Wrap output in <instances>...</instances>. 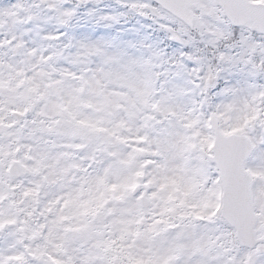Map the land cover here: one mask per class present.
Returning a JSON list of instances; mask_svg holds the SVG:
<instances>
[{
	"label": "snow or ice",
	"instance_id": "obj_1",
	"mask_svg": "<svg viewBox=\"0 0 264 264\" xmlns=\"http://www.w3.org/2000/svg\"><path fill=\"white\" fill-rule=\"evenodd\" d=\"M41 2L49 12L76 14L57 0ZM155 5H141L154 13L145 19L177 43L188 28L206 29L217 41L239 32L247 51L239 57L220 53L218 59L231 68L243 64L247 71L229 69L242 78L224 79L220 87L224 69L209 68L201 98L186 99L191 93L184 84L169 87L162 79L169 72L157 71L163 68L154 63L157 53L109 51L115 46L105 38L80 40L71 52L75 37L60 45L67 32L39 29L40 17L23 3L12 8L25 11L24 19L11 10L0 13L13 17L14 26L33 24L19 35L9 29L0 40V264H264V85L255 82L264 75V58L255 60L258 50L264 55V43L252 38L264 36V7L253 0ZM32 35L39 43L26 39ZM83 65L84 71L75 70ZM57 137L72 141L61 147L87 148L102 160L82 205L100 215L83 225L62 215L37 220L18 207L20 197L34 194L23 177L55 169L47 146L56 148ZM148 168L153 171L141 180ZM42 179L56 183L59 177L53 171ZM82 195L83 189L58 203ZM93 201L95 208L88 209ZM101 223L112 236L105 238Z\"/></svg>",
	"mask_w": 264,
	"mask_h": 264
},
{
	"label": "clouds",
	"instance_id": "obj_2",
	"mask_svg": "<svg viewBox=\"0 0 264 264\" xmlns=\"http://www.w3.org/2000/svg\"><path fill=\"white\" fill-rule=\"evenodd\" d=\"M61 9L75 10L76 14L72 17H65L59 12L53 13L46 10V7L40 11L45 18H49V24L45 27L46 31L67 32V36L59 42L60 45L68 43V37H75L72 41L73 45H77L80 40L96 41V38H88V33L77 31L80 25H87L89 28L99 26L106 27L111 24L112 31L105 34L106 40H111L114 48L109 51H114L115 48H124L133 56L150 57L153 53L158 54V58L154 59V63L163 64V68H157V71L169 72L167 79L170 81L169 87L172 83H181L189 90L191 95L186 99L199 100L200 91L208 84L206 77L208 76L209 68L215 70L223 68L221 72V79L219 86H224V79L235 83L236 79L242 78L230 75L229 69L232 72L244 69L243 64L238 68H231L228 64H221L218 57L220 53H225L233 57H239L240 53L246 52V48L241 45L239 32L234 37H227L216 40V37L208 34L206 29L188 28L187 31L179 33L180 43L170 39V35L161 31L157 24L151 19H145V16H153L152 8H144L141 5L150 4L155 7V0H128V5L136 4V8L120 7L118 0H57ZM95 9V14L85 15L89 10ZM105 11L117 17L116 21H105L101 17L105 16ZM68 21L67 25L59 23V20ZM121 25L135 29V32H130L126 35L116 34L115 29ZM253 40L264 43V36L252 34ZM135 42L138 47L136 49L127 48L125 42ZM213 41H216L213 43ZM143 43L149 45V48L139 47ZM77 47L69 49L71 52L77 51ZM182 53L191 54L192 59L189 60L187 55L182 56ZM264 58L261 51L258 50L255 55L257 63ZM98 62H94L92 68L97 67ZM181 65H184L182 67ZM67 66V65H65ZM86 65L77 67L75 70L84 71ZM179 73L177 76L176 74ZM258 84L264 85V75L260 76L257 81ZM216 89H210L208 95H214ZM215 102V101H214ZM207 110V109H206ZM57 147L51 148L47 146L50 152V163L56 165L55 169H43L42 175H51L53 171L56 172L59 179L56 183L44 182L41 176L23 177L26 184H29L34 193H39L30 197L26 207H31L35 214L34 219L48 218L49 215H57L58 210L63 203H58L59 200H67L69 194H76L81 189L87 194L90 188L93 187L94 178L101 174L103 164L99 154L93 153L90 149H78L74 146L61 147V144H72V141H65L61 137H57ZM76 143H79L77 141ZM58 158V160H57ZM152 168L146 169V176L141 180L147 179V173L152 172ZM34 182V183H33ZM212 185L209 184L208 187ZM119 194V193H117ZM128 196L133 195L128 193ZM49 205L52 206L51 214L47 210ZM209 226V225H206Z\"/></svg>",
	"mask_w": 264,
	"mask_h": 264
},
{
	"label": "rangeland",
	"instance_id": "obj_3",
	"mask_svg": "<svg viewBox=\"0 0 264 264\" xmlns=\"http://www.w3.org/2000/svg\"><path fill=\"white\" fill-rule=\"evenodd\" d=\"M254 1L264 2V0H254ZM18 2L23 3L26 9H29L31 13L36 14L40 17V19L37 20L35 23L38 24L39 29L45 30V27L49 24L50 21H49V18H45L43 16V13L40 11L42 8H44V4L40 3L41 0H0V13H3L4 11H7V10H11V11L16 12L17 16L20 19H24L27 15L25 11L12 8V6L14 4H17ZM118 3L120 7H127L125 5H128V0H118ZM93 10L95 11V9ZM109 14L111 13L108 11H105V15H109ZM0 22H2L4 25L2 28H0V40H4L6 38V34L9 29L16 31L17 35H19V31L21 28H33L32 23H25L23 25L17 24L14 26L13 17H10V16L0 15ZM77 31L88 33L89 34L88 38L100 39V38H105V34L112 31V29L111 27H108V26L106 27L95 26V27L89 28L87 25H80L77 28ZM116 32H119L122 35H126L130 32H135V29L121 25L120 27H117L115 29V33ZM26 39H37V37L35 35H32L30 37H26ZM37 43H39L38 39H37ZM29 46L31 47L34 45H29ZM11 55L12 54L9 53V57H11ZM14 59H19V58L17 57ZM130 139L131 141L134 142V138H130ZM121 191H123V189L118 188L117 192H121ZM38 194H39L38 192L34 193L30 197H33L34 195H38ZM96 195L99 196V193H96ZM30 197H27V198L20 197V202L18 204V207L21 209H25V211L33 213L31 210V207H25V201L29 200ZM12 199L16 200V197L13 196ZM88 199L89 197L87 196V194H85V195H82L78 201L72 202L68 205L63 204L62 207L58 210L57 215L65 216L66 222L71 223L74 226L83 225L87 223L88 221L93 220L95 216H93L92 212L91 211L86 212L85 207L82 206L84 202L87 201ZM95 206H96V203L95 201H93L92 203L87 204L86 207L88 209H92V208H95ZM52 210H53L52 206L49 205L48 210H47L48 214H51ZM21 215H23V213H21ZM99 215L100 214L97 213L96 216L99 217ZM41 219H43V217H41ZM100 229L104 233V236H106L107 234L106 230H108V227H104V225L101 223ZM2 246H3V241L0 240V247ZM125 247H127V245H125Z\"/></svg>",
	"mask_w": 264,
	"mask_h": 264
},
{
	"label": "water",
	"instance_id": "obj_4",
	"mask_svg": "<svg viewBox=\"0 0 264 264\" xmlns=\"http://www.w3.org/2000/svg\"><path fill=\"white\" fill-rule=\"evenodd\" d=\"M253 6H255V7H264V4H255V3H253Z\"/></svg>",
	"mask_w": 264,
	"mask_h": 264
},
{
	"label": "flooded vegetation",
	"instance_id": "obj_5",
	"mask_svg": "<svg viewBox=\"0 0 264 264\" xmlns=\"http://www.w3.org/2000/svg\"><path fill=\"white\" fill-rule=\"evenodd\" d=\"M95 218L97 219L98 217L96 216Z\"/></svg>",
	"mask_w": 264,
	"mask_h": 264
}]
</instances>
